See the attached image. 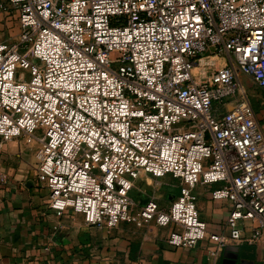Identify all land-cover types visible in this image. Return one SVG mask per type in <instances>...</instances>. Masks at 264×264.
Returning <instances> with one entry per match:
<instances>
[{
	"label": "built area",
	"instance_id": "1",
	"mask_svg": "<svg viewBox=\"0 0 264 264\" xmlns=\"http://www.w3.org/2000/svg\"><path fill=\"white\" fill-rule=\"evenodd\" d=\"M0 9L18 13L20 30L0 37V170L6 144L28 138L57 215L105 230L174 225L170 246L208 238L215 260L231 244L264 247V133L239 79L264 89V0H0ZM208 53L227 62L203 78ZM145 176L178 182L168 208L131 196ZM200 185L231 201L227 234L208 233Z\"/></svg>",
	"mask_w": 264,
	"mask_h": 264
},
{
	"label": "crops",
	"instance_id": "2",
	"mask_svg": "<svg viewBox=\"0 0 264 264\" xmlns=\"http://www.w3.org/2000/svg\"><path fill=\"white\" fill-rule=\"evenodd\" d=\"M239 79L264 133V89L250 76L240 74ZM233 104L228 102L219 110L224 112ZM37 146L28 138L5 146L0 170V264H222L225 252L235 254L226 250L230 247L239 249L240 263L264 264L261 245L231 244L215 260L217 244L208 238L192 248L170 246L167 239L174 225L120 224L105 230L87 224L83 215L72 211L57 215L48 207L49 190L36 178ZM215 187H197L199 214L208 233L227 234L231 201L214 200L211 190ZM170 189L160 194L166 196L160 204L163 208L180 192L178 186ZM135 190L141 193L136 200L142 204L149 198L161 199L148 190L141 192L137 185Z\"/></svg>",
	"mask_w": 264,
	"mask_h": 264
},
{
	"label": "rangeland",
	"instance_id": "3",
	"mask_svg": "<svg viewBox=\"0 0 264 264\" xmlns=\"http://www.w3.org/2000/svg\"><path fill=\"white\" fill-rule=\"evenodd\" d=\"M19 33H20V30H19V26H18V13L16 11L5 12V11L0 9V37L5 39V40L14 39V38L18 37ZM214 56L215 55L208 53L204 56L205 60H203V59L201 60V65H202L201 69H202V72H205V73H202L203 78L206 76H209L217 68H220L221 66L226 65L227 61H226L225 57L217 56V58H213ZM201 80H204V79L201 78ZM143 179H144V183L142 182ZM177 183L178 182L176 180L172 179V177H170V176H167V177L162 178V179H155L151 176H145L141 180L136 181V185L139 188H141V192L148 190V192L152 196H154V195L158 196L165 191L166 192L169 191L170 188L176 189ZM131 196L134 199H137V197H140L142 195L138 190L134 189L131 192ZM160 197H161V199L158 201L159 206H160V204H163L166 196L164 198L163 196L160 195Z\"/></svg>",
	"mask_w": 264,
	"mask_h": 264
},
{
	"label": "water",
	"instance_id": "4",
	"mask_svg": "<svg viewBox=\"0 0 264 264\" xmlns=\"http://www.w3.org/2000/svg\"><path fill=\"white\" fill-rule=\"evenodd\" d=\"M226 250L234 251L235 254L234 255H232V254L229 255V254H227L225 252L222 264H236L237 261L239 260V249L236 248V247H230V248H228ZM243 263H245V262H242L240 264H243ZM247 264H249V263H247ZM250 264H253V263H250Z\"/></svg>",
	"mask_w": 264,
	"mask_h": 264
},
{
	"label": "flooded vegetation",
	"instance_id": "5",
	"mask_svg": "<svg viewBox=\"0 0 264 264\" xmlns=\"http://www.w3.org/2000/svg\"><path fill=\"white\" fill-rule=\"evenodd\" d=\"M236 264H240V260H238Z\"/></svg>",
	"mask_w": 264,
	"mask_h": 264
},
{
	"label": "bare ground",
	"instance_id": "6",
	"mask_svg": "<svg viewBox=\"0 0 264 264\" xmlns=\"http://www.w3.org/2000/svg\"><path fill=\"white\" fill-rule=\"evenodd\" d=\"M200 64H201V61H200Z\"/></svg>",
	"mask_w": 264,
	"mask_h": 264
}]
</instances>
